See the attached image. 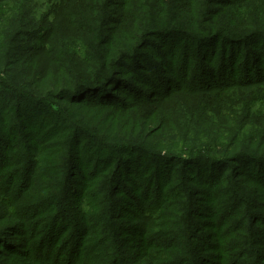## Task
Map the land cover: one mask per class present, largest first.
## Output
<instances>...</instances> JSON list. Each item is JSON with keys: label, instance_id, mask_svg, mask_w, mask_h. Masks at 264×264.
Masks as SVG:
<instances>
[{"label": "rangeland", "instance_id": "1", "mask_svg": "<svg viewBox=\"0 0 264 264\" xmlns=\"http://www.w3.org/2000/svg\"><path fill=\"white\" fill-rule=\"evenodd\" d=\"M108 41L133 62L64 98L99 107L23 95L36 70H94ZM103 101L119 115L110 134L125 124L143 145L134 162L120 152L141 172L105 190L89 181L94 161L67 165L68 152L102 150L65 122L81 115L95 130ZM86 225L129 264H264V0H0V264H90Z\"/></svg>", "mask_w": 264, "mask_h": 264}, {"label": "trees", "instance_id": "2", "mask_svg": "<svg viewBox=\"0 0 264 264\" xmlns=\"http://www.w3.org/2000/svg\"><path fill=\"white\" fill-rule=\"evenodd\" d=\"M101 44L102 43H100L98 46L99 49L102 47V46H100ZM103 44H110L112 46V49L110 50V52L108 54H104L102 56H95V59L93 60V69L94 70H91L87 73L76 74V75L72 76L71 79H67V77H64L62 74H60V76H59L58 73H55L54 69H53L52 71H50L51 74L48 75L49 80H47V79L44 80L42 78H38L40 75V72L38 70H36L32 74V76H33L32 79H34V80L31 82L33 85L37 84L38 89L34 90V92L32 94L29 93L27 89H24L25 91H23V93H24L23 95L26 98H28L29 100L34 101V102L36 100L41 101L42 99H40V98H44L43 100L48 99L46 102H50V100L51 101H53V100L65 101V102H68V105L71 107L72 110H76V112L81 110V113H84L86 111V108L90 109L89 106L96 105L97 107H99L100 101L99 100L97 101V99H93V100L90 99L94 102V104H92V105H83V102H79V103L75 104V103L70 102L69 100L64 99V98H66L65 96H69L75 92H78L80 90L78 88H83L82 87L83 81H87V82H90L91 84H94V87L103 86L104 84L107 83L108 77L106 74H103L102 72L105 73V71L108 67H111L115 64H127L129 62H133L131 60H133L135 57L131 58V57L127 56L130 53V48L123 47V48H125V49H123L120 46L116 47L113 44V41H108L106 43L103 42ZM98 66H99V70H97ZM55 74H57V76ZM83 74H85V75H83ZM141 76L145 77V73H143ZM91 84H87V85L84 84L83 86H88V87H85L87 89H84V90H91L90 89L91 88L90 86H92ZM110 84H112V86H114L113 83H110ZM105 89H107V87H105ZM84 99L86 100L87 98H84ZM103 102L104 103H102L101 107L98 108V110H97L100 117H94L92 119H88L90 121H95L97 123V127L95 128V130L92 129V123L88 122L86 119L81 117V115L79 117H76L73 114V116L65 117V119H66L65 122L68 124L67 128L71 131L82 130V131L91 133L92 135L95 134V136H96L95 138H96L97 142L100 144V150H102V152L101 151L97 152V150L95 149L91 159H87V157H85V154H86L85 150L81 151L79 149L77 151L74 150L73 152H68L69 157L67 158V162H68L67 165H70L72 163L71 158H74L75 160H77V162L75 164H76V166H79V167H81V165L92 164V162L94 161V167H91L92 170L88 171V173H87V175H89V181H95L97 186H99L100 188H103V190H105L106 188H108V185L112 184V182L114 184L115 178L122 177L123 181H130V180L132 181V178H133L132 176L133 175L135 176L136 174L141 172V169L139 171V168H142V167H138L139 165L138 166L136 165L134 167L133 158H134V153H135V157L137 154H139V151L141 150V147L143 145L140 146L139 141L138 142L134 141V140H137V139H135V136L137 134V132H136L137 130H135L133 128L132 129H126L125 124L121 125L120 123H117L116 126H118V127L122 126L120 131L114 135L110 134V131L114 130V129H112L110 127L111 125L108 124V119L111 118L113 121L115 118H118L119 115L109 113V110H111L110 108H112L111 105L108 104V101H103ZM148 118L141 122L142 126L147 127L153 123V121L149 120ZM30 122H32V121H30ZM105 127H106V131H104ZM65 128L66 127L62 126L63 130ZM46 129H47L46 132L48 134H50L48 136L50 137L49 140L51 142H55L54 137L56 134L62 133V131H58V130H60V126L57 128V124H54L53 127H51V128L46 127ZM127 130H130V131H127ZM116 135H117L116 138H112ZM122 136H123V138L121 139ZM138 138L143 139V140L147 139V140L151 141L152 138H154V137H152L151 135H149V136L138 135ZM73 140H74V144H75L76 139H73ZM120 140H123L125 143H122V141H120ZM127 142H128V144H126ZM80 146L81 145H79V148H80ZM129 148H131V149L128 151ZM133 148H135V151H133ZM122 149L124 152L125 151L130 152L129 156H131V160L133 162L123 160L125 157H122V154L120 153V152H122ZM35 150H38V148H35ZM71 154H73L75 157H71ZM144 172H148V171L145 170ZM103 184H106V186L103 187ZM90 188H91V186L89 184H87V189L89 191H90ZM116 192L118 193V190H116ZM123 192H125V191H123ZM150 194L151 193H149V195ZM107 196L111 197L112 195H111V193H108ZM113 200L116 201V199H113ZM147 200H148V198H147ZM146 213H148V211H146L145 214ZM95 218H96V220L100 221L99 217H95ZM59 219L60 218L57 217L56 220H59ZM141 219L145 222V224L143 225V228L146 230L151 229V225H150V222L148 221V219H144V217H141ZM61 222H63V221H61ZM64 225L65 224H62V227ZM55 226L56 225H54L52 223V226H49V229H52ZM85 230H86V233L90 236V239H93V237L94 238L96 237V239H97V241L95 242L97 244V247H94L92 250H88V252H87L86 248L84 249L85 254L88 255V258L91 260V261H89L87 259L86 261H88L90 264H129L127 262V260L124 259L122 254L118 253L119 249H117L114 253L115 258L111 257L109 250L105 253V250L108 249L109 246L105 247L104 244H105V242L110 243V239H108L110 237L108 235L104 234L105 235V237H104L101 234H97V233H95L94 230H89L87 225L85 226ZM90 239H86V236L84 235L83 239L81 238L79 241H76L75 243L77 244L79 249H82L88 241H90L89 242L90 244L92 243V241ZM80 247H82V248H80ZM91 256H95V257H91ZM83 257H85V256H83ZM168 257L171 259L172 255H168ZM100 260H103V261H100ZM132 260H133V262L129 261L132 264L137 262L136 259H132ZM72 264H81V262L77 261V259H76Z\"/></svg>", "mask_w": 264, "mask_h": 264}]
</instances>
